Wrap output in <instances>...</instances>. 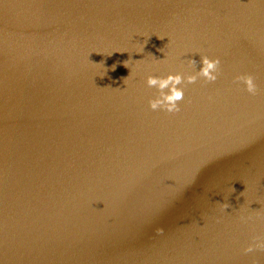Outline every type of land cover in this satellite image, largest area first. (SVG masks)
Wrapping results in <instances>:
<instances>
[{
    "label": "water",
    "instance_id": "1",
    "mask_svg": "<svg viewBox=\"0 0 264 264\" xmlns=\"http://www.w3.org/2000/svg\"><path fill=\"white\" fill-rule=\"evenodd\" d=\"M202 56L216 81L151 110ZM256 238L264 0H0V264H264Z\"/></svg>",
    "mask_w": 264,
    "mask_h": 264
},
{
    "label": "clouds",
    "instance_id": "2",
    "mask_svg": "<svg viewBox=\"0 0 264 264\" xmlns=\"http://www.w3.org/2000/svg\"><path fill=\"white\" fill-rule=\"evenodd\" d=\"M123 63L125 67H128V61H124ZM196 63L197 62L195 60H189L190 65H196ZM200 63L202 64V67L195 75H188L185 77L180 74H169L166 78L148 76L146 80L147 86L149 88H156L159 93V97L157 99L149 101L150 109L153 111L161 109L169 113L178 112L180 109L177 107V104L184 98L183 88L178 86L185 83L193 84L196 82L198 77L204 78L205 82H215L217 75L214 73H218L220 60L218 58L209 59L207 56H202ZM114 69L115 65L113 66V70ZM236 80L242 82L246 86V91L249 94L255 95L257 93V85L254 83L253 76H238ZM165 90H167V92H165ZM228 207V204L223 205V208L225 209ZM256 239L259 240L258 243H256L254 246L250 245L244 249L246 254L255 250L264 251V239Z\"/></svg>",
    "mask_w": 264,
    "mask_h": 264
}]
</instances>
